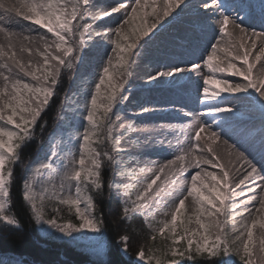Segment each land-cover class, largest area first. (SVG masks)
Here are the masks:
<instances>
[{"label":"snow or ice","instance_id":"obj_1","mask_svg":"<svg viewBox=\"0 0 264 264\" xmlns=\"http://www.w3.org/2000/svg\"><path fill=\"white\" fill-rule=\"evenodd\" d=\"M183 2L162 0L158 6L157 0H129L127 4L121 3L119 7H110L99 15H92L90 0H17L11 6L0 0V9H3L0 33L8 41L7 47L0 44V225L21 226L19 219L9 211L14 169L22 160L21 149L35 135L37 120L55 95L63 70L70 73L82 60L84 49L95 43L94 37L103 39L107 35L117 63L114 65L112 57H109L101 68L95 91L85 109L84 120L88 126L76 136L77 152H70L65 157L61 141H50L49 151L29 169L22 181L23 200L31 210V218L37 225H47L70 238L85 229L100 232L103 219L96 215L93 193L103 194L102 172L107 165L127 181L107 184L109 190L115 189L121 194V218L130 220L132 215H141L151 231L150 241L163 238L162 247L150 245L138 251L139 259L146 264H185V261L195 262L197 257H205V254L212 258L223 257L220 264H235L233 256L239 257L242 264H264V169H258L244 152H238L236 160H242L250 170L243 178L237 177L236 187L258 174L261 184H255L249 191L255 193L259 188L260 192L239 201L238 196L246 195L243 190L239 193L232 190L226 195L230 188V173L213 153L209 142L217 141L219 135L201 119L203 113H184L193 117L190 124L182 126L185 140L191 143L187 148L181 147L180 154L166 165L136 170L128 166L131 161L125 163L118 159L123 151L119 147L123 135L136 131L128 124L122 135H114L117 126L125 128L123 124L118 125L121 117L113 113V109L127 99L123 94L127 91L125 84L132 74L134 57L139 55L133 50L142 47L140 39L148 36L161 19L169 16ZM202 7L216 16L215 31L220 39L208 46L202 57L203 64L192 62L185 68L173 66L156 75L172 77L199 70L203 99L217 100V103L208 105V111L212 113L232 110L221 106L222 101L218 98L222 93L251 91L264 101V65H261L260 74L254 75L255 62L264 55V32L253 31L249 35L248 30L241 26L242 21L238 23L236 16L222 10L224 6L220 0H204ZM120 9L125 10L126 18L120 26L106 33L95 30L89 22L102 20ZM14 16H22L23 20L39 25L51 34L50 42L47 36L39 37L44 42L43 49L37 47L36 53L42 57V63L34 68L31 60L24 62L16 58L12 38L18 34L10 26L19 21L14 20ZM148 16L154 18L152 24L145 22L140 29H125V25H133L138 18ZM208 26L212 27L211 23ZM257 41L260 42L259 54L250 62L249 57L257 48ZM19 51L32 53L30 47L23 45ZM9 61H14V64ZM229 76L240 80L233 82L227 78ZM24 77H31L33 82ZM105 78L111 84V91L101 99L100 90ZM117 78L118 81L113 83ZM151 78L156 79V76ZM206 131V151L213 153L211 159L197 155V150L200 153L205 151L199 142L201 134ZM203 164L222 169L223 175L218 177L214 172H204L202 178ZM173 165L175 167H171ZM188 168L201 171H196L188 179L184 175ZM209 177L210 181L206 183ZM190 198L192 214L181 219ZM61 206H65L69 217L74 210L79 223H74L71 218L65 219ZM158 216L163 218L158 219ZM193 222L197 228L188 226ZM257 225L262 231L254 239ZM128 239L127 235L120 237L124 251H127ZM181 241H185L183 248L180 247Z\"/></svg>","mask_w":264,"mask_h":264},{"label":"rangeland","instance_id":"obj_2","mask_svg":"<svg viewBox=\"0 0 264 264\" xmlns=\"http://www.w3.org/2000/svg\"><path fill=\"white\" fill-rule=\"evenodd\" d=\"M128 2L129 0H90V13L99 15L102 11L109 10L110 7H119L121 3L127 4ZM161 2L162 0H157L158 6ZM220 2L224 6L222 10L236 16L238 23L242 21L241 26L248 30L249 35L253 31L264 32V29L259 28L260 26L255 22L254 16L246 9L243 1L237 3V0H220ZM4 3L11 6L16 4L17 0H4ZM203 3L204 0H184L179 7L173 9L169 16L161 19L157 27L152 29L148 36L140 39L139 43L142 47L133 50V52L138 51L139 55L134 57V63L131 66L132 74L128 78L129 83L127 82L129 92L127 99L123 101L122 111L118 114L121 117L118 125L123 124L125 128L117 126L114 129V135H122L128 124H131L136 131L123 135L119 145L123 151L119 159L125 163L131 161L128 166L136 170L141 167L158 168L166 165L168 161L180 154L181 147L187 148L191 143V141L185 140L182 126L186 127L190 124L193 117L186 116L184 113H203L201 119L210 125V130L216 131L219 135L217 141L209 142L213 153L219 157V162L223 163L230 173V188L225 194L228 195V192L232 190L236 193L243 190L246 195L238 196L237 201L246 200L248 196L260 192L259 188H256L255 193L250 192L249 188H254L255 184H261V181L258 174H254L253 177H249V180L245 181V184L237 188V177L243 178L250 169L242 160L237 161L236 156L238 152H244L245 156L255 163L258 169H264V117L255 109V107L264 105V101L260 99L257 93L251 91L234 94L222 93L221 97L218 98L222 101L221 106L232 110L212 113L208 111V105L217 103V100L206 101L203 99L201 95L202 79L199 70L172 77L156 75L158 72L166 71L173 66L185 68L192 62L203 64L202 57L205 55L208 46L214 40L220 39L215 31L216 16L209 17L212 12L210 10L204 11ZM124 12V9H120L102 20L89 22L93 24L95 30L106 33L109 29H115L123 23L126 18ZM2 13L3 9H0V14ZM13 19L19 21V23H13L10 26L12 31L18 34L12 38L17 53L16 58L22 59L24 62L31 60L34 68L37 64L42 63V57L36 53L37 47L43 49L44 42L39 37L41 35L47 36L50 42L51 34L39 25H33L31 22L23 20L22 16H14ZM153 21L154 18L151 16L143 17V19L138 18L133 25H125V29L130 31L137 23L142 26L145 22L150 25ZM209 23L212 27L208 26ZM235 31L238 33L239 30L236 29ZM25 36L29 39L25 40ZM245 39L247 40V37ZM94 41V44H89L84 49L83 81L79 86L75 104L65 103L66 107L62 111L64 115H70L87 106L90 95L95 91V83L98 82L101 68L107 63L109 57H112L114 65L117 63L115 54L112 52L113 45L107 35L103 39L94 37ZM0 44L5 47L8 44L3 33H0ZM21 45L25 48L30 47L32 49L31 55L27 51L20 52ZM259 47L260 43L257 41V48L252 51L249 57L250 62H253L255 55L259 54ZM9 63L14 64V61H9ZM255 65L254 75H259L261 65H264V55H261V60L255 62ZM21 75L23 76V74ZM153 76H156V79H152ZM24 78L33 82L31 77ZM227 78L233 82L240 80L239 77L229 76ZM105 79V84L101 85V99H104L111 90V84L107 78ZM117 81L118 78L113 83ZM67 106H71L73 109H68ZM145 108L148 109L147 112L143 111ZM82 114L85 113H81L80 116ZM80 116L78 121H80ZM60 121L59 119V123ZM84 122H81L83 129L87 125L85 120ZM72 125L73 122L69 123L68 127L61 124V128L73 134ZM201 136L202 139L199 143L205 151L200 153L197 150V155H206L207 158L211 159L213 153L206 151L207 131ZM77 150L78 143L76 142L72 144L69 152L63 155L67 157L70 152H77ZM171 167H175V165ZM201 168L202 171L201 169L188 168L184 175L188 179L196 171H201L202 178L204 172H214L218 177L223 175L222 169L214 168L211 165L203 164ZM113 180L118 183L127 182L116 174L113 176ZM209 181L210 177L205 182L208 183ZM253 181L254 183H252ZM115 193L121 199L120 192L115 190ZM227 204L228 201L225 202V212H227ZM248 206L251 207L252 205ZM186 209L185 216L192 214L191 198L186 201ZM240 210L237 209V211ZM160 218L163 217L158 216V219ZM188 226L190 228L198 227L194 222ZM261 231L257 225L254 230V239L259 236ZM95 233L85 229L79 233H74L73 236L91 239Z\"/></svg>","mask_w":264,"mask_h":264},{"label":"trees","instance_id":"obj_3","mask_svg":"<svg viewBox=\"0 0 264 264\" xmlns=\"http://www.w3.org/2000/svg\"><path fill=\"white\" fill-rule=\"evenodd\" d=\"M140 27L139 23L135 25L136 29ZM83 61L84 58L70 73L66 69L63 70L55 95L50 98L49 105L37 120L34 137L21 149L22 160L14 169L9 209L19 219L21 226L15 228L0 225L1 264H146L137 255L140 248L147 249L150 245L163 246L161 237L155 242L150 241L151 231L147 228L143 216L132 215L130 220L121 218V199L116 196L115 189L107 188L109 182H114L113 176L116 173L107 165L102 172L105 184L103 194L93 193L96 215L102 217L103 226L91 239L66 237L47 225H37L31 218L30 208L23 200L22 181L29 169L49 151L50 141H61L65 154L69 152L72 144L77 142L76 136L82 133L81 122H84L85 114L81 116L80 114L85 113L86 107L70 115L61 114V111L66 107V102L75 104L79 86L83 81ZM128 83L125 84L127 90ZM127 92L123 94L126 95ZM122 102L120 101L113 109L116 115L120 111ZM67 108L73 109L71 106ZM257 111L264 115V106ZM79 116L80 121H78ZM71 122H73L71 127V130L74 129L73 134L61 128V124L68 127ZM61 208L65 219L71 218L74 223H79L75 219L74 210L69 217L65 206ZM185 217L183 215L181 219ZM123 235L129 237L127 251L123 250L124 245L120 240ZM184 245L185 241H181L180 247L183 248ZM232 258L236 264H242L239 257ZM222 259L223 257L220 256L212 258L205 254V257H197L195 262L185 261V264H220Z\"/></svg>","mask_w":264,"mask_h":264},{"label":"bare ground","instance_id":"obj_4","mask_svg":"<svg viewBox=\"0 0 264 264\" xmlns=\"http://www.w3.org/2000/svg\"><path fill=\"white\" fill-rule=\"evenodd\" d=\"M204 11H206V10H204ZM200 15H201V14H200ZM211 16H213L212 13H210L209 17H211ZM172 21H173V20H172ZM259 43H260V42H259ZM230 156H232V155H230Z\"/></svg>","mask_w":264,"mask_h":264}]
</instances>
